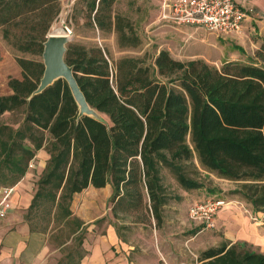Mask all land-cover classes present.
Instances as JSON below:
<instances>
[{
    "label": "trees",
    "instance_id": "16d2710c",
    "mask_svg": "<svg viewBox=\"0 0 264 264\" xmlns=\"http://www.w3.org/2000/svg\"><path fill=\"white\" fill-rule=\"evenodd\" d=\"M82 1L89 28L115 34L123 49L142 44L131 21L116 12L118 0ZM60 11L59 0H0L3 39L36 57L17 58L22 78L11 79L12 93L0 95V117L26 112L18 130L0 127L2 165L16 185L37 153L47 151L35 200L37 209L50 204V224L70 221L75 234L82 222L72 218L74 196L111 185L115 219L155 221L159 227L168 203L162 170L168 169L183 190H200L203 184L188 174L195 158L204 171L243 182L233 193L255 212L264 211V44L255 60L226 61L220 69L204 60L179 61L167 50L150 62L125 57L114 63L98 46L70 44L65 61L88 104L110 119L108 126L79 117L63 79L33 95L45 72L44 43ZM77 241L58 264L81 263L84 239ZM199 263L264 264V253L247 243L224 242L203 251Z\"/></svg>",
    "mask_w": 264,
    "mask_h": 264
},
{
    "label": "rangeland",
    "instance_id": "374dc122",
    "mask_svg": "<svg viewBox=\"0 0 264 264\" xmlns=\"http://www.w3.org/2000/svg\"><path fill=\"white\" fill-rule=\"evenodd\" d=\"M59 2L61 11L51 27L49 36L67 34V48L73 43H79L87 47L98 46L104 50L110 61L114 63L125 57H146L149 58L148 62H150L161 50H167L173 58L179 61L204 60L209 65L220 69L226 61L231 60L232 53L240 47L238 44L244 46V48L242 47L243 51L238 52L237 55L244 62L255 60L257 50L264 44V28L258 30V33L260 31L261 34H254L247 42L224 41L226 40L225 37H219L204 29L192 27L195 30L186 31L182 27H162V24L159 25L158 22L160 0H118L115 7L116 12L131 21L142 40V44L137 48L123 49L120 48L115 34H103L97 29H91L85 25L83 11L85 3L82 0H59ZM19 57L36 59V57L20 53L11 47L3 39L0 30V95L11 94L9 81L13 78H22V70L17 63ZM25 113L24 108L3 115L0 117V127L9 126L14 130H18L23 127ZM93 117L108 126L112 125L110 119L104 114L97 113ZM46 136L49 138L47 133ZM48 155L44 149L39 151L36 157L31 160L34 161L35 168L30 169L28 166V172L24 178L16 185H12L10 183L12 175L2 165L3 155L0 148V187H16L22 181L26 183L25 186H20L19 197H17L15 212L20 220L17 222L18 224L27 225L31 233L44 236L48 240L50 248V251L43 258L44 261L39 259L38 262L37 251L36 253L27 251V254H30L29 256L21 255L17 257L21 264H58L78 246L77 240L85 239L89 233L92 235L104 234L110 224L120 228L121 236L127 239L163 238L164 247L169 250L172 256L174 255V258L180 260L178 262L200 264L199 258L203 251L218 247L222 242L224 243L223 233L215 228L204 230L191 221L189 218L190 206L195 202L209 198L224 199L227 205L229 201H236L243 208L249 205L243 198L233 193L241 188L243 182L218 178L215 174L204 171L195 158L188 167V174L191 178L203 184L204 187L200 190L189 192L183 190L168 169L162 170L168 203L164 207L163 223L160 227L156 226L155 221H152L151 225H133L132 218L127 216L115 219L110 203L113 193L112 186L103 189L90 187L82 193L76 194L71 203L72 218H77L82 222L81 228L74 234L75 226L70 221H52L50 224L49 203H44L37 209L35 197L38 182L47 165L46 163L43 166L41 163H44L43 161L48 158ZM23 197L28 198L26 204ZM48 225H50L48 230L44 231V228ZM140 244L146 243L140 241Z\"/></svg>",
    "mask_w": 264,
    "mask_h": 264
},
{
    "label": "crops",
    "instance_id": "0c3cea01",
    "mask_svg": "<svg viewBox=\"0 0 264 264\" xmlns=\"http://www.w3.org/2000/svg\"><path fill=\"white\" fill-rule=\"evenodd\" d=\"M234 1L248 15L243 23L242 32L237 36L226 38L224 41L247 42L254 34H261L260 31L258 33V30L264 28V0ZM165 26L168 27V25L162 24V27ZM182 28H185L186 31L195 30L192 27ZM238 45L240 47L232 53V58L229 61H243L237 55L238 52L243 51L244 46ZM49 159L48 155V158H45L44 163L41 164L45 166ZM25 184V181H22L15 187L17 191L13 197V209L0 224V264H21L17 257L29 256L27 251L34 253L37 251V262L39 259L44 261L43 258L50 251L48 240L44 236L31 233L27 225L17 222L20 221L15 212L17 197H19L20 186H25ZM15 196L16 203L14 202ZM23 200L25 204L28 202L27 197H23ZM214 228L223 233L224 242L231 245L247 243L254 251L264 253V211L255 212L250 204L243 208L238 202L229 201V204L219 213ZM119 230L120 228L110 224L104 234L92 235L89 233L82 244L86 255L80 264H185L178 262L179 259L174 258V255L172 256L169 250L164 247L163 238L127 239L121 236ZM140 241H145L146 244L139 245Z\"/></svg>",
    "mask_w": 264,
    "mask_h": 264
},
{
    "label": "built area",
    "instance_id": "2783aa9c",
    "mask_svg": "<svg viewBox=\"0 0 264 264\" xmlns=\"http://www.w3.org/2000/svg\"><path fill=\"white\" fill-rule=\"evenodd\" d=\"M159 6L161 24L204 29L225 38L239 35L248 15L234 0H160ZM29 168H35L34 161ZM14 194L15 187H0V224L13 209ZM226 205L221 198L195 202L189 208V218L204 230H211Z\"/></svg>",
    "mask_w": 264,
    "mask_h": 264
},
{
    "label": "water",
    "instance_id": "95a60500",
    "mask_svg": "<svg viewBox=\"0 0 264 264\" xmlns=\"http://www.w3.org/2000/svg\"><path fill=\"white\" fill-rule=\"evenodd\" d=\"M68 35L62 36L50 35L44 43V52L42 55L45 72L41 79L40 85L33 95L42 93L48 87L52 86L56 81L65 80L79 106V117L89 116L94 118L97 112L87 102L78 82L75 78L74 70L66 61ZM98 120V119H97Z\"/></svg>",
    "mask_w": 264,
    "mask_h": 264
},
{
    "label": "bare ground",
    "instance_id": "6f19581e",
    "mask_svg": "<svg viewBox=\"0 0 264 264\" xmlns=\"http://www.w3.org/2000/svg\"><path fill=\"white\" fill-rule=\"evenodd\" d=\"M57 36H62V35H57Z\"/></svg>",
    "mask_w": 264,
    "mask_h": 264
}]
</instances>
